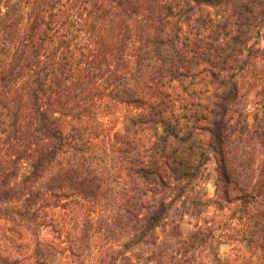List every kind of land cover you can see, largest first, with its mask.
<instances>
[{"label":"trees","instance_id":"1","mask_svg":"<svg viewBox=\"0 0 264 264\" xmlns=\"http://www.w3.org/2000/svg\"><path fill=\"white\" fill-rule=\"evenodd\" d=\"M0 264H264V0H0Z\"/></svg>","mask_w":264,"mask_h":264},{"label":"rangeland","instance_id":"2","mask_svg":"<svg viewBox=\"0 0 264 264\" xmlns=\"http://www.w3.org/2000/svg\"><path fill=\"white\" fill-rule=\"evenodd\" d=\"M120 115L121 113L117 115V119L119 120L116 121V124H113L115 131L120 130L122 126ZM216 167V160L211 154L210 160L203 168L202 175L197 181L194 190L184 199L183 204L178 203L169 212L163 225L155 231L158 246L156 248L150 246L142 247L135 250L136 254L144 257L155 256L159 259V256L167 253L169 250L175 251L178 249L179 243L195 230L196 225L213 227L215 236H220L224 232L225 227L223 225L229 224L228 219L233 218L232 208L224 206L225 208L220 210L207 202L215 194L214 180ZM196 203L202 205L206 203L207 205H196ZM232 223L234 224L235 221H232ZM90 243L91 241H89ZM242 250L247 252L249 250L248 245L243 244ZM216 251L220 254V257L233 256L234 254L233 245L230 243L221 244Z\"/></svg>","mask_w":264,"mask_h":264}]
</instances>
